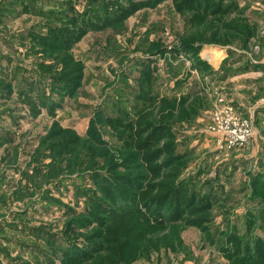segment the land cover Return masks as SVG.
<instances>
[{
    "label": "rangeland",
    "instance_id": "obj_1",
    "mask_svg": "<svg viewBox=\"0 0 264 264\" xmlns=\"http://www.w3.org/2000/svg\"><path fill=\"white\" fill-rule=\"evenodd\" d=\"M133 1L146 5L98 21L64 47L50 37L71 28L70 7L84 14L96 4L0 0V264H49V257L62 264L56 245H63L69 221H89L83 215L91 203L116 195L114 188L140 206L143 186L169 185L164 174L182 186L181 221L154 227L129 220L118 231L128 229L127 253L136 252L102 259L228 264L224 234L264 237V0H224L237 7L229 16L193 14L185 0ZM245 18L248 29H228ZM76 77L64 90V78ZM221 106L250 118L248 147L218 148L207 128ZM130 126L144 131L136 145L154 127L161 132L138 155L127 140ZM160 148L165 154L148 162ZM166 161L172 164L162 169ZM144 210L157 219L154 209ZM208 210L211 223L198 225ZM97 217L93 226L72 228L83 237L99 232L105 219Z\"/></svg>",
    "mask_w": 264,
    "mask_h": 264
},
{
    "label": "trees",
    "instance_id": "obj_2",
    "mask_svg": "<svg viewBox=\"0 0 264 264\" xmlns=\"http://www.w3.org/2000/svg\"><path fill=\"white\" fill-rule=\"evenodd\" d=\"M90 1L92 4H96L97 8L94 9L91 7L92 10H90V8L84 14L78 13L77 11H75L74 7L70 5L71 7L68 10L69 15H67V18L71 23H69L70 26L68 27L71 28L66 32L61 31L56 35L51 34L52 37H50L51 35H49L50 39L54 40V44H56L57 42L59 46V44L63 42V44H66L64 47H66L68 43L71 42L73 39H80V37L83 36L88 29L94 27L98 23V21L102 19L109 21L110 18H116L117 20H119L120 18H123L125 16L124 12L126 10L134 11L146 5L145 2H137L133 0H106V2L104 0ZM126 1L127 3L123 8L122 4ZM221 1L223 2L224 0H219V3L215 2V0H185V3L187 4L186 7L188 11H191L193 14L201 10L202 12H205V14L208 15H216L220 13L223 16H229V14L233 13L236 10L237 7L235 4L224 6V2L222 5ZM98 4H103V6H105V13H103V11L100 12L103 6H99ZM234 24H236V21ZM234 24L228 23V29L245 30L251 27L246 18L245 20L238 21V24L236 26ZM240 34L242 35L243 33ZM247 39L248 38H246L245 42L248 41ZM183 49L190 50L191 52L194 51V48L191 45H183L181 50ZM77 78L78 77H76V79L64 78V90L72 86L73 83L77 81ZM140 125L141 124H139L138 127ZM133 129L134 128L132 126L127 129L128 131H132V134L127 137V140H130L131 147L135 149V152L138 155L141 152H144V150H146V148H148L151 144H153V141L161 132L159 127H154V129H152V134L147 137L144 143L140 141L136 145L134 144V142L137 143V141L142 138L144 131H142V129H138V132H136ZM165 151L166 149L164 148H160L159 152H157L155 149V151L151 153V158L147 156L148 162L155 161V159H158L161 155L165 154ZM171 164L172 162L166 161L162 169L170 167ZM153 175L155 176V172H153ZM162 178L166 180L168 179L170 181L169 185L156 182L148 183L146 186H143L141 188L142 191L140 196V206H137L132 202L131 195L126 192L123 193L121 190L114 188L113 193L116 195H112V197L110 195H105L103 201L97 198L96 201L94 200L91 203L92 206L93 204L98 206V208L103 211L102 214L98 210H91V206L90 209L86 211L87 213L83 215L89 221H82L80 223H78V220L69 221L68 224L71 226V230L65 231L62 241V244L65 246L62 247L63 245H56L58 246L59 250H63L61 253L63 260L62 264H89L95 262L96 260L104 261L106 262V264H110V261L107 262L108 259H102L104 253H109V256L118 260H126L127 254H134L136 251L132 249L127 253V249L130 247L131 241L128 237H125L124 235L125 231L128 229H126L124 232H120L118 230L122 226H124L123 224H125V222L129 220H134L136 225L137 223L142 222L144 225L148 224L149 226L154 227H164L166 226V224L172 225L173 223L180 222L181 218L186 214L184 209H181L180 198L182 186H178L174 183L176 175H171L168 177L166 174H164ZM257 183L258 181L255 180L254 185H257ZM107 185H109V181L106 182V184L104 185L103 191L105 190ZM146 193H151L154 195H149ZM147 207H151V209H154L156 214L159 213L157 215V219L152 220L147 216L144 210ZM191 207H195L197 210L199 209V207H197L196 205H191ZM132 209L133 211L130 212L129 210ZM165 211L170 212L169 215L171 217L169 216L168 218L160 221L159 217H162L161 215ZM208 212L209 210L199 216L197 221L198 225H201L204 222L211 223L210 219L208 220L207 217ZM191 213L195 215L196 212L193 211ZM97 215H99L101 219H105L103 221L104 223H101L102 225L99 226V232H97L96 228L89 235H84L83 237L82 234H80L79 232L76 233L75 229L72 228V226H75L77 228L85 229L90 226H93L94 224H92V221H94ZM97 218L99 219V217ZM108 218L109 221H107ZM249 222L253 226L254 222ZM114 232H116L115 237L111 236L110 239L106 241V238L110 235V233L113 234ZM116 236L125 240L127 239V241L120 242L118 238H116ZM103 243L105 244V246H102ZM106 243L109 244V249L106 248ZM213 244H218V241L215 239V241H213ZM224 245H226L225 251L227 257L229 258L228 264H264V237L262 236L252 233L246 236H240V234H238L237 232H235V234L227 233L226 235H223L222 240L220 242L221 247H223ZM48 260L49 264H54L53 260L50 259V257L48 258ZM111 264L116 263L112 262Z\"/></svg>",
    "mask_w": 264,
    "mask_h": 264
},
{
    "label": "built area",
    "instance_id": "obj_3",
    "mask_svg": "<svg viewBox=\"0 0 264 264\" xmlns=\"http://www.w3.org/2000/svg\"><path fill=\"white\" fill-rule=\"evenodd\" d=\"M214 113L207 129L218 148L228 152L248 147L253 136L250 118H242L231 106L218 107Z\"/></svg>",
    "mask_w": 264,
    "mask_h": 264
},
{
    "label": "crops",
    "instance_id": "obj_4",
    "mask_svg": "<svg viewBox=\"0 0 264 264\" xmlns=\"http://www.w3.org/2000/svg\"><path fill=\"white\" fill-rule=\"evenodd\" d=\"M260 66H261L260 72H262V74H263V71H264V65H263V64H260Z\"/></svg>",
    "mask_w": 264,
    "mask_h": 264
}]
</instances>
